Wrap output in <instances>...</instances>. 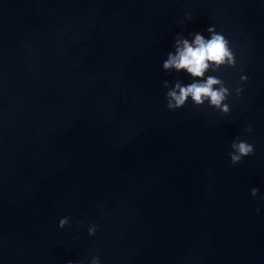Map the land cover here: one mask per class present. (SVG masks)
Masks as SVG:
<instances>
[{
  "label": "water",
  "instance_id": "1",
  "mask_svg": "<svg viewBox=\"0 0 264 264\" xmlns=\"http://www.w3.org/2000/svg\"><path fill=\"white\" fill-rule=\"evenodd\" d=\"M212 24L237 51L219 75L244 68L243 96L228 116L169 111L172 37ZM237 137L255 154L232 165ZM94 255L264 264V0H0V264Z\"/></svg>",
  "mask_w": 264,
  "mask_h": 264
},
{
  "label": "clouds",
  "instance_id": "2",
  "mask_svg": "<svg viewBox=\"0 0 264 264\" xmlns=\"http://www.w3.org/2000/svg\"><path fill=\"white\" fill-rule=\"evenodd\" d=\"M192 19L193 16L189 12L178 23L186 29L185 21L191 22ZM237 63V51L233 42L223 31L218 30L215 24L201 31H187V34L185 30L177 31L161 64L165 73L178 74L174 81H163L167 109L177 111L190 102L198 108L207 106L221 116L230 115V98L233 95L242 98L249 77L244 68H241L237 73L238 81L229 85L219 73L221 69L236 68ZM179 74L184 78H179ZM244 131L251 136L254 132L253 125L248 124ZM254 154L255 145L246 138L237 137L229 145L228 157L232 165L240 164ZM259 192L258 187L250 189L253 198H256ZM256 212L259 214L261 209L258 207ZM70 223V217L64 216L59 219L57 227L64 229ZM97 231L96 224L87 226L89 237L95 236ZM68 264L73 262L69 260ZM84 264H102V260L99 255H94Z\"/></svg>",
  "mask_w": 264,
  "mask_h": 264
}]
</instances>
